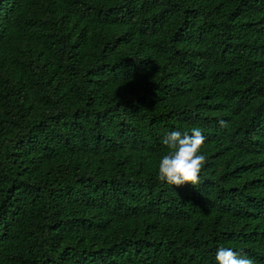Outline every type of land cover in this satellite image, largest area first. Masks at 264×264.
Returning <instances> with one entry per match:
<instances>
[{"label":"trees","instance_id":"obj_1","mask_svg":"<svg viewBox=\"0 0 264 264\" xmlns=\"http://www.w3.org/2000/svg\"><path fill=\"white\" fill-rule=\"evenodd\" d=\"M193 127L200 183L158 180ZM220 246L264 264V0H0V264Z\"/></svg>","mask_w":264,"mask_h":264},{"label":"clouds","instance_id":"obj_2","mask_svg":"<svg viewBox=\"0 0 264 264\" xmlns=\"http://www.w3.org/2000/svg\"><path fill=\"white\" fill-rule=\"evenodd\" d=\"M221 126L226 122L220 121ZM207 137L200 127H193L191 134L172 130L166 132L162 143L169 151L158 161L157 179L169 185L180 186L185 183H200V173L206 161L201 148ZM218 264H255L254 260L232 248L220 246L216 250Z\"/></svg>","mask_w":264,"mask_h":264}]
</instances>
